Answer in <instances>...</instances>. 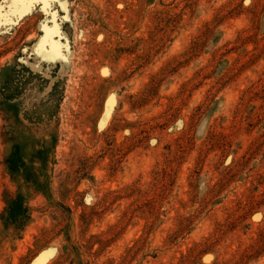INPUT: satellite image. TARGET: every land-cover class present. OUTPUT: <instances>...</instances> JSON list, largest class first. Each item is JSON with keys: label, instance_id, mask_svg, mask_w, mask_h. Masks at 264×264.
Segmentation results:
<instances>
[{"label": "rangeland", "instance_id": "rangeland-1", "mask_svg": "<svg viewBox=\"0 0 264 264\" xmlns=\"http://www.w3.org/2000/svg\"><path fill=\"white\" fill-rule=\"evenodd\" d=\"M12 5L0 264H264V0Z\"/></svg>", "mask_w": 264, "mask_h": 264}, {"label": "snow or ice", "instance_id": "snow-or-ice-1", "mask_svg": "<svg viewBox=\"0 0 264 264\" xmlns=\"http://www.w3.org/2000/svg\"><path fill=\"white\" fill-rule=\"evenodd\" d=\"M36 0H13V5L21 10L20 13L22 14L23 11L28 10ZM42 4H47L48 0H40ZM49 15L51 16V27L45 28L44 31L46 35L41 39V45L46 46L47 53L38 46L36 55L42 59L51 60L53 58L52 54L57 53L58 48V41L55 39L56 37L60 36L59 28L55 20V13L50 12ZM58 54V53H57Z\"/></svg>", "mask_w": 264, "mask_h": 264}, {"label": "bare ground", "instance_id": "bare-ground-1", "mask_svg": "<svg viewBox=\"0 0 264 264\" xmlns=\"http://www.w3.org/2000/svg\"><path fill=\"white\" fill-rule=\"evenodd\" d=\"M10 9H11V11L12 12H14V13H20L21 12V10L19 9V8H17V7H15L14 5H12L11 7H10ZM27 11V10H26ZM6 15V14H5ZM10 17V16H9ZM42 46H45V45H42ZM46 52H47V50H45ZM45 52V53H46ZM57 53H58V50H57ZM54 55V54H53ZM58 55V54H57Z\"/></svg>", "mask_w": 264, "mask_h": 264}]
</instances>
